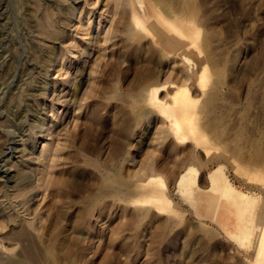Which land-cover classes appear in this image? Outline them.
<instances>
[{
  "label": "rangeland",
  "instance_id": "rangeland-1",
  "mask_svg": "<svg viewBox=\"0 0 264 264\" xmlns=\"http://www.w3.org/2000/svg\"><path fill=\"white\" fill-rule=\"evenodd\" d=\"M0 56V155L17 146L2 157L0 264H47L52 243L56 264H254L225 200L213 218L208 176L220 167L262 216L264 0H0ZM182 86L184 140L158 107ZM190 166L188 198L177 184ZM152 178L163 205L143 202Z\"/></svg>",
  "mask_w": 264,
  "mask_h": 264
},
{
  "label": "bare ground",
  "instance_id": "bare-ground-1",
  "mask_svg": "<svg viewBox=\"0 0 264 264\" xmlns=\"http://www.w3.org/2000/svg\"><path fill=\"white\" fill-rule=\"evenodd\" d=\"M113 1V0H112ZM92 2V1H91ZM95 2V1H94ZM87 9V8H86ZM109 14V13H108ZM192 14V12H191ZM190 14V15H191ZM159 15V14H158ZM194 15V14H193ZM189 17V16H188ZM195 17V15L193 16ZM125 18V17H124ZM192 19V17H191ZM158 20L162 21V23L164 24H169L165 21V19H160L158 18ZM110 22V21H109ZM124 22V21H123ZM77 23V22H76ZM113 26V25H112ZM128 26V25H127ZM133 26L136 28L141 27V25H139L138 23V19L133 17L131 20V24L130 27ZM129 28V26H128ZM142 29H144L143 27H141ZM109 29V28H108ZM111 29V28H110ZM134 29V30H135ZM107 30V29H105ZM113 30V29H112ZM130 30V29H129ZM145 30V29H144ZM114 31V30H113ZM139 31V30H137ZM183 36V35H180ZM83 37V35H82ZM154 37V36H152ZM3 38V37H2ZM110 38V37H109ZM112 39V38H111ZM107 40V38H106ZM110 41V40H109ZM72 42V41H71ZM75 45V44H74ZM71 45V48L76 47ZM110 47V46H109ZM70 48V46H69ZM98 49V48H97ZM8 53V52H6ZM100 53V52H99ZM81 54V53H80ZM2 56V55H1ZM0 56V57H1ZM101 58V57H100ZM96 59V58H95ZM7 60V59H6ZM4 62V61H3ZM1 64V63H0ZM22 64V63H21ZM66 64V63H65ZM1 66V65H0ZM19 66V65H18ZM28 67V66H27ZM21 68V67H20ZM34 68V67H33ZM59 69V68H58ZM4 70V69H3ZM25 70V69H24ZM220 70V69H219ZM31 71V70H30ZM28 72V71H27ZM58 72V71H57ZM6 73V72H5ZM9 74V73H8ZM27 74V73H26ZM30 76V75H29ZM42 76V75H41ZM58 76V75H57ZM207 77V74H206ZM6 78V77H5ZM5 80V79H4ZM11 80V79H10ZM204 79L202 76H200L197 79V82H202ZM12 81V80H11ZM22 82V81H21ZM8 83V82H7ZM40 84V83H39ZM2 85V84H1ZM19 85V84H18ZM26 85V84H25ZM27 88V87H26ZM17 90V89H16ZM32 90V89H31ZM40 91V89H38ZM15 91V90H14ZM27 92V91H26ZM29 92V90H28ZM45 92V91H44ZM47 92V91H46ZM157 92V91H156ZM37 93V92H36ZM31 94V93H30ZM1 97V96H0ZM209 98V97H208ZM210 99V98H209ZM140 100V99H139ZM172 105H167L165 103H163L162 101H159V105L158 107L161 109V111L163 112L164 115H166L167 119H170L172 122V124L174 125V129L172 130V133L176 136H178L179 138L184 140V132L183 129L186 128V123L187 118L186 116L187 114V110L191 111V113H193V108H194V103L193 101L188 97L187 93H186V89L182 86V87H178L175 89V92L172 96ZM150 101V100H149ZM46 102V101H45ZM75 104V103H74ZM211 105V104H210ZM26 107V106H25ZM7 108V107H6ZM51 108V107H50ZM215 106H211L210 108V112L211 109L212 111L214 110ZM207 109V108H206ZM3 110V109H2ZM9 110V109H8ZM17 110V109H15ZM52 110V109H50ZM195 110V109H194ZM200 110V109H199ZM202 111V110H201ZM197 112V111H196ZM203 112V111H202ZM24 113V110H23ZM52 113V112H51ZM204 113V112H203ZM210 114V113H209ZM20 116V114H18ZM191 115V114H190ZM203 115V114H202ZM14 116V115H13ZM24 116V115H23ZM52 116H54V114H52ZM16 117V115H15ZM25 117V116H24ZM11 118V117H10ZM74 118V117H73ZM19 119V118H18ZM22 119V118H21ZM9 120V119H8ZM13 120V119H12ZM75 120V119H74ZM21 121V120H20ZM77 121V120H76ZM5 122V121H4ZM13 122V121H12ZM17 122V119H15V123L14 124H10V127H13L14 129L21 131V126L22 123L19 124V126H15ZM69 122V121H68ZM67 122V123H68ZM74 122V121H73ZM56 124V123H55ZM165 124V123H164ZM74 125V124H73ZM62 126V125H61ZM40 127V126H39ZM67 127V124H66ZM195 129L197 131V126H195ZM52 128V127H51ZM60 129V128H59ZM23 130V129H22ZM52 130V129H51ZM203 130V129H202ZM216 130V128H215ZM11 132V131H10ZM9 132V133H10ZM13 132V131H12ZM63 132V131H62ZM218 132V131H217ZM215 132V133H217ZM18 133V132H17ZM264 133V132H263ZM14 134V132H13ZM218 134V133H217ZM9 134H7L8 136ZM11 135V134H10ZM63 135V134H62ZM161 135V134H160ZM20 136V135H19ZM61 136V135H60ZM133 136V135H132ZM264 136V135H263ZM8 138V137H7ZM241 138V137H240ZM57 139V137H56ZM161 139V138H160ZM22 140V139H21ZM8 141V140H7ZM62 141V140H61ZM10 142V141H9ZM53 142H56L55 138L51 137L49 141L45 142L44 144H42V150H41V158L43 160L47 159L48 156L50 159L47 162V165H44V171L45 172L43 175H41V178L38 179L37 182V188L41 187V185H43L44 182L49 181L48 179H50V170L53 166H55L53 163H55V157H56V152L58 151V147H56L55 149H52V145ZM128 142V141H127ZM57 143V142H56ZM66 143V142H65ZM59 144V143H58ZM8 145V146H7ZM63 146V145H61ZM16 145L14 144H10L7 143L4 146V149L1 152L0 155V177L5 176V174L7 173V162L9 161V157L6 160H3L2 157L5 156H13V152L16 149ZM54 148V147H53ZM22 149V148H21ZM256 151V150H255ZM30 152V151H29ZM58 156V155H57ZM58 158V157H57ZM56 158V160H58ZM13 159V158H12ZM149 160V159H148ZM147 161V160H146ZM45 162V163H46ZM94 162V161H92ZM21 163V162H20ZM94 164V163H93ZM146 164V162H145ZM148 164V162H147ZM145 165V168L149 171V169H151L152 164L149 165ZM58 165V164H57ZM31 167V166H30ZM6 168V169H5ZM28 168V167H27ZM144 168V169H145ZM13 169V168H12ZM145 169V170H146ZM29 170V169H28ZM137 170V169H136ZM146 170V171H147ZM31 172V171H30ZM34 173V172H33ZM137 173V172H136ZM36 175V174H35ZM197 175H198V169L190 166L189 168H187L180 176L179 181H178V191L181 193V195L183 197H188L191 198V196H193L194 192H195V187H197L196 185V179H197ZM250 178H253L255 181H259L260 178L255 177L254 173H250ZM132 177V176H131ZM133 178V177H132ZM2 179V178H1ZM5 179V178H4ZM209 179V187H210V191L214 194L217 195V197H214V199H216L217 202H214L212 205L210 203V209L212 210V215L213 218L216 220L218 219V216L222 215V213L220 212V205L221 203H219L222 200L226 201V206H229L230 209H233V216H234V222H233V229L228 233V235L240 246H244V247H248L249 244H253L254 246V256L252 258V261L254 264H264V211L261 213L262 216H254L252 213V208L254 205V199L249 198L248 196L238 192L230 183L229 181H227L224 177V174L221 170L220 167L215 168L208 176ZM35 181V180H34ZM121 181V180H120ZM158 179L156 178H152L147 186L149 187V191H148V196L143 200V202L145 203H151V204H156V205H163L160 204V199H162L165 196V193L163 191L164 185L163 184H158ZM154 182H157L156 184H154ZM59 183V182H58ZM135 183V182H133ZM119 184V183H118ZM122 184V183H121ZM134 185V184H133ZM48 186V184H47ZM36 189V188H35ZM39 189V188H38ZM55 190V189H54ZM38 191V190H37ZM106 191V190H105ZM112 191V190H111ZM134 192V190H133ZM137 192V191H136ZM140 192V191H139ZM43 193V192H42ZM134 195V194H133ZM98 197V196H97ZM260 197V196H259ZM4 198V197H3ZM88 200V199H87ZM93 200V199H92ZM264 200V198H263ZM21 203V202H20ZM166 205V203L164 204ZM55 209V208H54ZM149 211V210H148ZM14 212V211H13ZM19 212V211H18ZM24 213V212H23ZM140 215V214H139ZM138 217V216H137ZM137 220V218H136ZM30 221V220H29ZM28 221V222H29ZM27 222V223H28ZM33 223V221H30ZM32 223H29V225L31 226ZM32 228V226H31ZM27 229V228H26ZM38 230V229H37ZM29 234V233H28ZM40 234V233H39ZM29 236V235H28ZM26 236V237H28ZM22 237V236H21ZM26 239V238H25ZM29 240V239H28ZM31 240V239H30ZM29 240V241H30ZM34 241V240H33ZM15 247V245H14ZM33 247L32 246L30 249L27 248V253L26 255L28 256L27 258L30 259L31 261L37 259L38 254L36 255L33 251ZM46 250L44 251V255H45V260L47 262V264H56V260H58L57 257V253L59 252V248L57 249V245L52 243L49 244L48 246H46ZM13 249V248H12ZM252 249V248H251ZM7 250H11V249H7ZM14 250V249H13ZM12 250V251H13ZM64 251V250H63ZM62 251V253H63ZM11 252V251H9ZM66 254V251L65 253ZM25 255V256H26ZM4 258V257H3ZM61 259V258H60ZM59 259V261L61 262V260ZM29 260V261H30ZM15 263V262H14ZM12 264V263H11ZM16 264V263H15ZM70 264V262H69Z\"/></svg>",
  "mask_w": 264,
  "mask_h": 264
}]
</instances>
